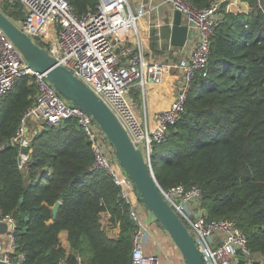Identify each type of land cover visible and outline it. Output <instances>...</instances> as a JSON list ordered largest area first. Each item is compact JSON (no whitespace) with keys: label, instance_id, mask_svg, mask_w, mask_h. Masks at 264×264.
<instances>
[{"label":"trees","instance_id":"trees-1","mask_svg":"<svg viewBox=\"0 0 264 264\" xmlns=\"http://www.w3.org/2000/svg\"><path fill=\"white\" fill-rule=\"evenodd\" d=\"M68 1L78 15L97 3ZM188 1L204 8L215 0ZM247 1L248 10L221 2L207 73L193 79L167 138L153 142L151 161L162 188L197 185L208 218L234 221L261 256L251 264H264V0ZM14 8L3 11L15 19L21 9ZM35 94L33 77L23 75L0 102V212L16 222L22 264H76V256L80 264H131L135 223L119 187L94 166L92 142L75 119L35 133L19 166L12 137Z\"/></svg>","mask_w":264,"mask_h":264},{"label":"built area","instance_id":"built-area-1","mask_svg":"<svg viewBox=\"0 0 264 264\" xmlns=\"http://www.w3.org/2000/svg\"><path fill=\"white\" fill-rule=\"evenodd\" d=\"M223 1L227 3L225 9L230 10L228 5L235 0H215L204 8H197L188 0H162L172 12L178 9L182 22L187 25L188 35L181 48L170 42L172 12L163 24L158 5L152 0H97L93 9L80 15L68 0H0V10L4 12L5 6L15 10L16 3L19 4L21 15L16 14L11 20L106 103L153 172V142L167 138L169 127L184 110L193 79L197 74L207 73L211 38ZM164 25L169 29L165 46L174 49L176 57L179 51L180 56L154 60L146 54V43L152 37L161 41ZM157 44L160 48L164 45ZM170 69L178 71V90L168 106L154 113L155 126L150 127L136 115L130 89L135 84L142 89L150 83L161 84ZM23 75L33 77L36 94L33 104L21 115L12 137L20 146L19 166L28 160L23 149H28L30 142L29 120L52 126L75 119L92 142L94 166L102 168L119 187V195L127 203L129 216L135 223L131 264H159L157 253L143 249L150 235L140 214V208L146 207L140 201L135 183L120 165L111 142L90 114L66 100L44 73L27 65L21 51L0 28V102ZM159 187L190 232L205 264H237L238 254L244 256L245 264L255 260L246 234L234 221L208 218L197 185ZM0 222L7 224L6 230L0 233V260L6 264H22L25 256L17 251L13 216L0 212ZM80 263L81 258L76 256V264ZM57 264L66 263L61 259Z\"/></svg>","mask_w":264,"mask_h":264},{"label":"water","instance_id":"water-1","mask_svg":"<svg viewBox=\"0 0 264 264\" xmlns=\"http://www.w3.org/2000/svg\"><path fill=\"white\" fill-rule=\"evenodd\" d=\"M171 23L170 42L173 46L181 48L186 41L188 28L182 22L181 12L178 9L172 12ZM0 28L21 51L29 67L44 73L47 80L66 100L84 109L98 123L111 142L120 165L135 183L140 193V201L167 231L185 264H205L187 227L164 199L154 173L145 161L140 148L133 144L123 125L106 103L70 69L58 64L45 48L39 46L1 10ZM23 151L27 152V148ZM60 204V200L53 204L52 217L56 216ZM6 227V223L0 222L1 233ZM0 264L6 263L0 260ZM237 264H245L242 254H238Z\"/></svg>","mask_w":264,"mask_h":264},{"label":"crops","instance_id":"crops-1","mask_svg":"<svg viewBox=\"0 0 264 264\" xmlns=\"http://www.w3.org/2000/svg\"><path fill=\"white\" fill-rule=\"evenodd\" d=\"M152 1L154 4L158 5L157 11L159 15L162 14L161 16L164 17L163 13L160 14V10L162 11V9L166 8L168 14L165 15H168L169 18L171 17L172 11L168 4L162 3V0ZM232 7L233 6H230V9H233ZM162 35L166 36V33L164 35V29L162 30ZM174 53L175 55L172 57V59L180 56L179 51L177 57L176 52ZM179 80L180 78L178 71L175 69H170L168 70L165 79L161 84L150 83L147 84L145 89H142V87L139 86L136 87V84L133 85L134 88L137 89L136 91H134L135 93L137 92V97L135 98V100H138L137 106V103L135 104L133 101V89H131L130 91V97L135 105V113L139 117V119H141V121H146L150 127L155 126L154 113L157 110L168 106L178 90ZM45 126L47 125L36 120H29L27 125L31 137H33L35 133L40 131ZM140 214L143 221L145 222V226L147 227L148 231H150V235L143 244L144 251L157 253L159 255V264H185L180 251L172 241L171 237L164 229V227L158 223L151 212L147 208L142 207L140 208ZM254 258L259 259L261 258V256L254 255Z\"/></svg>","mask_w":264,"mask_h":264},{"label":"rangeland","instance_id":"rangeland-1","mask_svg":"<svg viewBox=\"0 0 264 264\" xmlns=\"http://www.w3.org/2000/svg\"><path fill=\"white\" fill-rule=\"evenodd\" d=\"M227 4V3H226ZM228 6H233L232 8L233 9H236V10H248L249 9V4H248V1L247 0H235V1H233V3H232V5H228ZM161 13H163V16L164 17H162L161 15ZM160 16L162 17V23L163 24H165V22H167L168 21V15H165V14H168V12L166 11V8H164V9H162V11L160 10ZM164 35H165V33H166V31H167V28H166V25H164ZM162 29V30H163ZM165 38H166V36H163L162 37V39H161V41H159V40H157L156 42H155V44H157L158 42H162L163 44L165 43ZM152 42H153V40L152 39H150L147 43H146V52H150V49H149V47H150V44H152ZM148 45V46H147ZM160 46V44H157V46L154 48H152L151 50V52H152V54H151V57L154 59V60H162V59H172V57L175 55V53H174V49H168V47L167 46H165V44L164 45H162V47L160 48L159 47ZM146 54H148V53H146ZM149 56V55H148ZM137 86L136 87H140V85L139 84H136ZM131 89H133V98H134V103L136 104V106L138 105V100H135V98L137 97V92L135 93L134 91H136L137 89H135L134 88V86L133 87H131ZM131 89H130V91H131ZM22 167H24V165H22ZM149 225V224H148ZM80 257V256H79ZM256 257V256H255Z\"/></svg>","mask_w":264,"mask_h":264}]
</instances>
